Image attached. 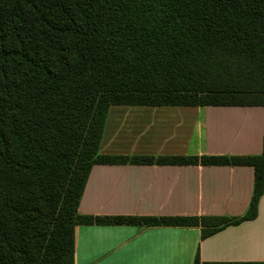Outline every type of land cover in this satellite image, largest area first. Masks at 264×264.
Listing matches in <instances>:
<instances>
[{
	"label": "trees",
	"instance_id": "obj_1",
	"mask_svg": "<svg viewBox=\"0 0 264 264\" xmlns=\"http://www.w3.org/2000/svg\"><path fill=\"white\" fill-rule=\"evenodd\" d=\"M264 107V0H0V264H75V228L253 220L260 155H105L111 107ZM254 169L242 217L84 216L96 165ZM194 264H264L202 263Z\"/></svg>",
	"mask_w": 264,
	"mask_h": 264
},
{
	"label": "crops",
	"instance_id": "obj_2",
	"mask_svg": "<svg viewBox=\"0 0 264 264\" xmlns=\"http://www.w3.org/2000/svg\"><path fill=\"white\" fill-rule=\"evenodd\" d=\"M264 107H111L101 153L137 157H240L263 151ZM254 169L238 166L96 165L84 216L242 217ZM264 263V195L257 217L203 239L201 227L75 228V264Z\"/></svg>",
	"mask_w": 264,
	"mask_h": 264
}]
</instances>
